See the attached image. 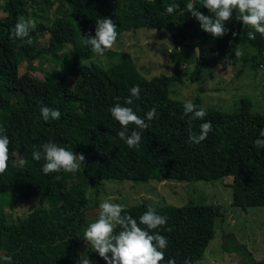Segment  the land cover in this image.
<instances>
[{
	"label": "trees",
	"instance_id": "trees-1",
	"mask_svg": "<svg viewBox=\"0 0 264 264\" xmlns=\"http://www.w3.org/2000/svg\"><path fill=\"white\" fill-rule=\"evenodd\" d=\"M173 2L180 8L167 14L165 8ZM188 2L60 0L50 17L48 12L55 0H3L0 117L26 130L9 137L10 159L7 170L0 174V195L7 193L22 201L39 200L25 218L16 221L9 219L4 205L0 204V256H11V264H81L88 202L86 186L97 180H148L159 176L193 181L231 176L228 185L232 206L245 210L264 205V144L257 143L264 139V113L253 112L249 98H242L231 112L205 109L207 115L203 120H193V131L199 134V125L206 121L211 122L213 130L205 140L193 144L188 141V121L192 120V114L185 115L184 102L169 96L171 82L181 81L183 75L178 63L170 75L160 73L147 78L127 54L119 53L120 58L107 67L82 62L94 53L83 43L78 28L83 29V36L95 35L96 19L111 18L117 25L116 40L126 31L144 27L169 30L179 47L199 45L189 72L191 81L200 80L203 70L215 63L228 67L243 61L255 71L264 68V36L256 33L254 40L249 39L247 33L252 29L236 20L234 12L233 18L225 22L229 31L222 37H213L184 12ZM195 5L198 11L210 15L202 6L203 0H195ZM28 8L36 17V26L30 32L31 44L9 38L10 29ZM44 33H48L47 43H40L38 38ZM196 38L194 42H185ZM209 39L214 40V45L203 48L202 44ZM67 44L70 60L58 55ZM237 48L242 50V55H235ZM46 54L63 62L65 69H51L45 72L42 81H37L31 78L30 71L36 70L34 61ZM22 63H26V68L19 72ZM132 86H139L140 95L129 107L142 118L148 110L156 108V117L146 121L149 127L142 131L137 148H129L120 139L117 133L121 126L109 112L116 102L124 104ZM193 103L202 107L199 97ZM40 106L58 108L60 118L45 121ZM133 128L130 125L129 132ZM49 140L83 154L81 171L45 175L41 170L43 160L34 161L31 154L42 150ZM22 149L31 153L18 155ZM20 159L26 163L19 164ZM149 205L133 204L124 210L139 222V216ZM154 206L167 217V224L156 230L168 239L162 264H167L169 258H174L176 264H184L185 259L196 264L214 237L216 219L223 216L220 204ZM89 249L92 264H105L90 246ZM0 264L5 262L0 260ZM247 264H264V260Z\"/></svg>",
	"mask_w": 264,
	"mask_h": 264
},
{
	"label": "rangeland",
	"instance_id": "rangeland-1",
	"mask_svg": "<svg viewBox=\"0 0 264 264\" xmlns=\"http://www.w3.org/2000/svg\"><path fill=\"white\" fill-rule=\"evenodd\" d=\"M59 3L60 0H55L52 9H49L50 17L55 14V8ZM2 5L3 0H0V15ZM21 18L36 22V17L30 8ZM78 33L83 38L82 28H78ZM47 40L48 33L38 38L40 43H47ZM176 45L169 30L140 27L126 31L115 41L112 49L107 50L103 55L94 53L91 57L82 59V62L107 67L114 63L112 61L120 58L119 53L127 54L147 78L160 73L170 75L178 63L183 75L181 81L171 82L169 93L171 98L184 102L186 99L193 101L199 97L204 109L215 108L227 112L234 111L242 98H249L252 101V111L264 113V68L255 71L249 67L248 62L243 61L228 67L215 63L211 68L203 70L200 80L191 81L189 72L194 66L200 46ZM212 45L214 40L209 39L202 44V47L207 49ZM58 55L70 60V45L61 48ZM34 63L36 70L30 71V74L31 78L37 81H42L45 72L51 69H65L63 62L47 54L36 59ZM25 68L26 63L20 64L19 72H23ZM0 126L4 128L8 137L26 130L25 127L8 123L1 117ZM257 143L264 144V139L257 140ZM30 153L29 149L18 151V155L26 156ZM231 181V176L193 181L169 180L159 176H153L148 180L93 181L86 186L88 202L84 229L95 221L100 210L99 204L109 197H115L112 202L122 204L124 207L140 203L151 205L218 203L223 216L216 219L214 237L195 263L247 264L254 260H264V205L250 206L245 210L232 206V191L228 185ZM38 203L39 200L36 198L22 201L15 200L7 193L0 195V204L4 205V212L9 214V219L13 221L25 218L30 209ZM88 244L92 248L89 242ZM88 244L85 240L81 244V254L84 258L90 253Z\"/></svg>",
	"mask_w": 264,
	"mask_h": 264
},
{
	"label": "clouds",
	"instance_id": "clouds-1",
	"mask_svg": "<svg viewBox=\"0 0 264 264\" xmlns=\"http://www.w3.org/2000/svg\"><path fill=\"white\" fill-rule=\"evenodd\" d=\"M203 7L207 8L210 15L197 10L195 0H190L185 7L187 13L193 16L200 25V28L213 37H222L229 30L225 27V22L233 18L249 26L247 36L255 39L256 33L264 36V0H203ZM180 8L178 3H170L166 6L167 14H172ZM32 19H19L10 29V39H20L21 43L31 44L30 32L35 28ZM117 25L111 18H97L95 23V35L89 33L84 37L83 43L90 47L93 53L103 55L107 50L112 49L116 38ZM233 36L236 33H232ZM243 52L237 48L235 55L240 56ZM228 61L226 57V62ZM130 95L125 98L124 104L116 102L109 108V112L114 120L121 126V131L117 133L129 148H137L140 145L142 131L149 127L146 121H151L156 117V108L153 107L145 113L142 118L132 107L135 99H139V86H132L129 89ZM119 101V98H117ZM185 115L192 114V120L188 121V141L198 144L205 140L213 130L210 121L199 125V134L193 131V120H203L207 115L203 107H198L192 100L186 99L183 104ZM40 113L45 121L58 120L60 118L59 109L48 106H40ZM134 128L129 132V126ZM10 139L0 126V174L8 168L10 159L9 152ZM34 161H41L42 172L49 173L68 172L75 173L81 171L84 164L83 154H77L61 147L58 143L49 140L42 145V150L32 152ZM26 161L19 160L23 165ZM57 180L59 176L55 177ZM115 197L104 199L99 204V212L94 222L87 225L84 231V240L89 242L92 250L105 261V264H162L165 260L164 250L168 247V239L161 235L158 228L167 224V217L156 211L154 205L147 206L137 221L132 215L124 210V205L113 203ZM140 225H144L141 227ZM170 231V229H168ZM0 260L5 264H11V256H0ZM81 264H92L88 258H83ZM167 264H176L174 258H169ZM184 264H191L185 259Z\"/></svg>",
	"mask_w": 264,
	"mask_h": 264
},
{
	"label": "water",
	"instance_id": "water-1",
	"mask_svg": "<svg viewBox=\"0 0 264 264\" xmlns=\"http://www.w3.org/2000/svg\"><path fill=\"white\" fill-rule=\"evenodd\" d=\"M196 40H198V38L193 39V40H185V42H194V41H196Z\"/></svg>",
	"mask_w": 264,
	"mask_h": 264
},
{
	"label": "built area",
	"instance_id": "built-area-1",
	"mask_svg": "<svg viewBox=\"0 0 264 264\" xmlns=\"http://www.w3.org/2000/svg\"><path fill=\"white\" fill-rule=\"evenodd\" d=\"M179 48V47H178Z\"/></svg>",
	"mask_w": 264,
	"mask_h": 264
}]
</instances>
